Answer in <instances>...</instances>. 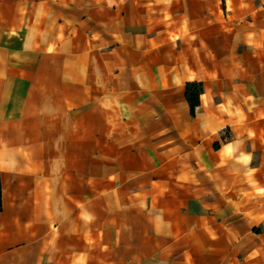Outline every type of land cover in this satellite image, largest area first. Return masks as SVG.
Masks as SVG:
<instances>
[{
    "label": "crops",
    "instance_id": "0c3cea01",
    "mask_svg": "<svg viewBox=\"0 0 264 264\" xmlns=\"http://www.w3.org/2000/svg\"><path fill=\"white\" fill-rule=\"evenodd\" d=\"M0 189V264H264V0H0Z\"/></svg>",
    "mask_w": 264,
    "mask_h": 264
},
{
    "label": "trees",
    "instance_id": "16d2710c",
    "mask_svg": "<svg viewBox=\"0 0 264 264\" xmlns=\"http://www.w3.org/2000/svg\"><path fill=\"white\" fill-rule=\"evenodd\" d=\"M201 91V86L197 83H189L186 85L185 97L189 104L191 113L198 104V96ZM0 210H1V189H0Z\"/></svg>",
    "mask_w": 264,
    "mask_h": 264
}]
</instances>
